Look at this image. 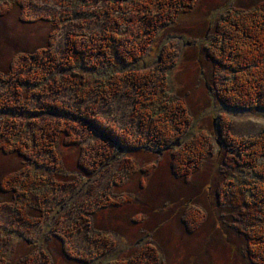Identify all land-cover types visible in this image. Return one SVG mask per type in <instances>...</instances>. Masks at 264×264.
<instances>
[{
    "label": "rangeland",
    "instance_id": "1",
    "mask_svg": "<svg viewBox=\"0 0 264 264\" xmlns=\"http://www.w3.org/2000/svg\"><path fill=\"white\" fill-rule=\"evenodd\" d=\"M133 1L0 0V101L7 93L19 108L3 118L0 113V119L23 132L11 131V143L35 133L41 138L36 146L41 153L33 158L0 151V264H110L148 241L159 252L157 264H252L243 258L245 240L233 226L238 209L229 203L232 183H223L226 168L219 153L232 146L230 140L264 141V110L228 108L215 98L208 87L213 64L205 46L226 8L263 0H199L194 10L159 27L152 42L143 32L138 38L148 47L135 68L157 79L165 75L167 92L184 99L190 123L178 140L183 144L199 132L209 137L212 157L187 177L170 172L174 149L123 150L81 117L92 111L117 133H144L129 84L107 102L79 93L78 83L96 76L90 64L96 60L100 70L107 69V55L98 52L73 66L64 59L68 33L97 49L101 35L118 32L130 13L139 17L142 31L141 15L149 13L138 16ZM32 72V84L22 89L17 80ZM11 73L14 78L5 80ZM240 149L242 156L250 152ZM254 157L264 165V151L259 148ZM142 169L153 171L144 177ZM239 176L234 170L226 180L234 184ZM247 178L253 179L251 172ZM122 194L134 201L95 211L108 195ZM188 207L200 210L201 226L192 233L184 222ZM88 221L105 234L90 233Z\"/></svg>",
    "mask_w": 264,
    "mask_h": 264
},
{
    "label": "trees",
    "instance_id": "2",
    "mask_svg": "<svg viewBox=\"0 0 264 264\" xmlns=\"http://www.w3.org/2000/svg\"><path fill=\"white\" fill-rule=\"evenodd\" d=\"M133 2L131 7L138 13V16L143 10H146L151 16L141 15L140 19L145 24L142 31L138 27L139 17L130 13L125 15L127 23L118 32H104L101 35L102 41L97 44L98 50L93 49L89 42L77 41V38L72 36L73 34L68 33L69 45L64 59L67 66H73L85 64L92 60L89 58L90 55L98 52H101L105 57L107 55L106 67L108 70L104 68L100 70L96 60L91 63V70L95 71L96 76L94 79L89 78L78 83L79 93L82 96L83 93L89 92L99 102H107L121 90L124 82L129 84L130 88L135 90L133 110L139 116V123L143 125L144 133L135 136H129L123 131L117 133L95 119L96 115L92 111L84 112L81 117L86 122L88 118L89 125L123 150H135L144 146L150 150L174 149L170 154V172L174 177L191 176L200 171L212 157L213 150L209 137L205 133L199 132L190 141H185L182 144L178 139L181 138L182 132L190 123V115L186 111L184 99L173 97L167 92L165 75H161L157 79L151 77L149 72L141 71L135 66L138 59L145 54L142 55V50L146 51L148 47L145 44L141 47V41L138 39L141 33L143 32L145 38L151 39L152 42L159 27L174 23L183 13L194 10L199 0H135ZM128 9H123V11ZM224 11L215 22L213 38L212 36L210 38L211 42L209 41L205 46L207 47L205 48L207 58L213 64L208 87L215 98L225 107L241 110H264V0L248 8L230 6ZM120 19L124 20L123 17ZM135 37L137 40L134 39ZM38 56L39 54L33 55L35 61ZM99 74L101 75L97 77ZM31 75L32 77L24 73L17 80L22 89H26L32 84L31 78L34 77L35 72H32ZM12 76L13 73L5 80L14 78ZM9 89H11V85ZM4 95L0 101V113H3L1 118L5 117V113L19 109L7 93ZM56 108L59 107L56 106ZM6 122V119H0V151L16 152L25 158H33L41 153V147H36L39 144L38 140L41 139L37 137V133L26 140L22 138L20 142L11 143L8 136L11 131H19L21 135L23 132L19 128H11ZM41 131V137L44 138L47 131L45 128ZM66 132L69 133V131ZM70 143L76 144L77 142ZM230 143L232 146L219 154L221 163H224L223 168H226L223 183H232L229 186V191L232 194L229 203L238 209V214L235 217L237 223H233V226L245 240L243 258L248 259L252 264H264V165L257 164V161L253 162L256 150L260 148L264 151V141L254 140L242 144V142L230 140ZM174 146L179 147L175 149ZM240 146L249 148L250 152H243L244 156H242ZM232 151H234L232 156L225 157L223 155ZM249 155L251 160L246 157ZM147 165L155 168L151 163ZM234 170L239 171L240 176L238 181L233 184L232 180L226 179ZM152 171L153 169H142L140 173L145 177ZM250 172L253 175L252 180L247 178ZM123 182L120 180L116 184L119 185ZM133 201L134 198L123 194L117 198L108 195L105 202L97 204L95 211L105 207H120ZM28 204L31 203L26 205ZM199 213L200 210L197 207L196 211L188 207L184 212L187 232L192 233L199 225L201 226ZM136 220H140V218ZM87 225L90 233L105 234L94 231L90 221ZM142 246L126 257L114 259L110 264H134L137 261H139L137 264H157L160 257L157 248L149 241Z\"/></svg>",
    "mask_w": 264,
    "mask_h": 264
}]
</instances>
